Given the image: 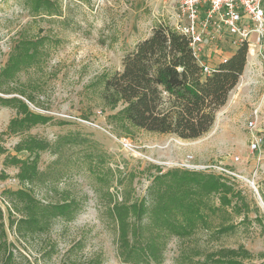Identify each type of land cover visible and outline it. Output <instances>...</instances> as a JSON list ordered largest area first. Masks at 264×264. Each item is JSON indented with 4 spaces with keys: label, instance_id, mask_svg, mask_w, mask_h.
<instances>
[{
    "label": "rangeland",
    "instance_id": "1",
    "mask_svg": "<svg viewBox=\"0 0 264 264\" xmlns=\"http://www.w3.org/2000/svg\"><path fill=\"white\" fill-rule=\"evenodd\" d=\"M59 17L33 18L24 0H0V71L15 43L24 37H48V57L40 67L22 71L10 87L22 88L31 94V111L51 117L45 125H38L27 134L48 141L51 149L40 154L38 168L41 178L33 189L25 188L37 200L62 201L72 198L79 206L73 220L56 218L48 229L22 238L7 230L8 241L30 264H124L117 256V234L108 219L102 200L95 191L96 175L82 165L81 159L91 153L105 160V167L119 169L124 186L132 182L133 197L143 196L148 176L159 166L163 171L180 168L186 156L191 165L209 167L208 172L231 173L235 190L248 205L247 221L244 213L236 215L228 209L230 222L236 229L220 237H211L199 229L190 239H171L161 264H201L203 257L188 263L183 256L192 248L202 255L223 248L247 249L252 264L264 263V51L250 57L226 103L220 107L211 129L195 140H182L172 135L136 131L131 136L117 135L108 124L96 96L98 86H92L105 72L119 71L123 57L141 40L147 38L158 25L173 26L175 0H60ZM222 32L219 39L204 44V60L217 66L239 46ZM259 106L262 143L259 150L250 149L247 122L251 112ZM15 112L0 107V134ZM20 136H3L2 144L9 155H16L13 146ZM130 142L125 149L122 140ZM69 140V141H67ZM78 142V143H75ZM26 153L18 154L24 158ZM0 157V173L7 179L0 181V208L8 225V210L13 208L5 191L20 188L13 182L17 170L4 165ZM95 166V165H94ZM182 168V167H181ZM185 169V168H183ZM133 172V180L125 177ZM113 174V173H112ZM113 182L109 191L120 196L121 186ZM123 186V187H124ZM13 213L14 218L18 214ZM218 215L210 222L212 228L221 221ZM182 255V256H181ZM22 264L24 259H21ZM248 262L244 261V264Z\"/></svg>",
    "mask_w": 264,
    "mask_h": 264
},
{
    "label": "trees",
    "instance_id": "2",
    "mask_svg": "<svg viewBox=\"0 0 264 264\" xmlns=\"http://www.w3.org/2000/svg\"><path fill=\"white\" fill-rule=\"evenodd\" d=\"M59 1L24 0V4L33 18L59 17ZM49 42L48 37L40 36L19 39L0 71V107L15 112L0 134V157L4 156V165L17 170L14 178L20 185L17 190L5 191L13 202L7 226L0 208V264H22L21 259L30 264L19 252L15 254L14 245L8 241V229L24 238L46 231L56 218L71 221L79 211L72 198L44 203L25 189L32 190L34 181L41 178L40 154L51 149L48 141L27 133L52 118L31 111L29 104L35 103L34 97L10 85L22 71L40 67L46 61ZM246 62L247 46L241 44L213 73L204 75L188 39L160 24L123 57L119 71L101 74L92 86H98L95 94L102 112H109L107 122L117 135L131 136L143 131L195 140L213 126L217 110L237 85ZM4 135L20 136L13 146L16 155L8 154L2 144ZM20 153L26 156L20 158ZM80 161L96 175L95 191L116 230V252L124 264H161L171 239H190L199 229L215 238L233 232L236 226L230 222L228 209L236 215L243 212L242 222L248 219V205L235 190L234 179L226 175L183 168L163 171L159 166H149L144 170L154 168V172L148 176L143 196L135 198L130 189L132 182L124 186L122 172L105 167L104 158L90 153ZM109 175H115L116 184L122 187L120 196L109 191L113 184ZM125 177L133 180L135 174L128 172ZM6 179L7 175L1 172L0 181ZM12 211L19 217L14 218ZM219 214L221 221L212 228L210 219ZM183 256L188 263L195 257H203L201 264H244V261L252 264L253 260L252 254L241 245L220 247L204 255L192 248Z\"/></svg>",
    "mask_w": 264,
    "mask_h": 264
},
{
    "label": "built area",
    "instance_id": "3",
    "mask_svg": "<svg viewBox=\"0 0 264 264\" xmlns=\"http://www.w3.org/2000/svg\"><path fill=\"white\" fill-rule=\"evenodd\" d=\"M175 4L176 13L171 28L188 39L202 74L210 75L216 67L204 60V44L219 39L222 32L234 39V45L245 44L250 57L259 56L264 51V0H175ZM260 115V107L255 106L247 122L252 151L259 150L262 143ZM121 142L125 149L132 150L130 142L125 139ZM192 159V156H186L181 167L210 171L209 167L191 165ZM223 173L231 175L225 170ZM12 181L18 182L16 179Z\"/></svg>",
    "mask_w": 264,
    "mask_h": 264
}]
</instances>
